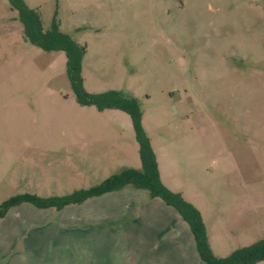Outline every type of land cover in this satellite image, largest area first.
Returning a JSON list of instances; mask_svg holds the SVG:
<instances>
[{
    "label": "rangeland",
    "instance_id": "374dc122",
    "mask_svg": "<svg viewBox=\"0 0 264 264\" xmlns=\"http://www.w3.org/2000/svg\"><path fill=\"white\" fill-rule=\"evenodd\" d=\"M22 1L43 30L54 20L84 44L85 92L136 99L159 179L198 210L213 255L264 236V0ZM139 165L129 116L77 103L63 51L25 41L16 10L0 0V202L23 192L66 194ZM69 205L82 218L117 221L73 220L56 234L111 227L117 247L67 259L59 242L38 264H200L186 223L144 189L127 185ZM23 208L42 209L9 208L0 235L13 233Z\"/></svg>",
    "mask_w": 264,
    "mask_h": 264
},
{
    "label": "trees",
    "instance_id": "16d2710c",
    "mask_svg": "<svg viewBox=\"0 0 264 264\" xmlns=\"http://www.w3.org/2000/svg\"><path fill=\"white\" fill-rule=\"evenodd\" d=\"M7 1L10 7L16 10L17 20L21 25V36L25 41L43 50L63 51L65 74L77 103L92 104L98 110L115 108L129 116L137 142L140 165L138 168L122 167L94 185L78 188L62 195L43 197L28 192L10 195L0 202V217L8 208L22 202H28L36 208L59 209L64 205L79 203L87 198L119 190L129 185L136 189L146 190L149 198L158 197L165 205L171 206L176 211L191 233L194 250L200 264H255L263 260L264 236L248 245L237 247L224 256L212 254L198 210L183 199L179 192L167 189L159 179L153 152L140 124L141 111L136 99L129 92L122 90L85 92L80 76V63L85 51L84 44L74 40L68 33L61 32L54 20L50 22L47 29L43 30L37 10L27 7L22 0Z\"/></svg>",
    "mask_w": 264,
    "mask_h": 264
},
{
    "label": "crops",
    "instance_id": "0c3cea01",
    "mask_svg": "<svg viewBox=\"0 0 264 264\" xmlns=\"http://www.w3.org/2000/svg\"><path fill=\"white\" fill-rule=\"evenodd\" d=\"M48 208H42L40 211L33 210L31 208H23L24 212L23 210L22 212L26 215L24 218L17 216L13 217V219H16L12 223V226L15 229L13 233L7 235L5 232H9L11 230H6L0 235V256L7 257L4 264H38L37 258L39 256L53 257V250L54 248L57 249L60 243L64 253L69 252L67 259H69V256H72L69 254L74 252L78 253L80 256L85 254L86 250L94 252L97 251L96 248L102 250L104 247H107L105 249L108 251H105V253L108 254L109 251H112V248L117 247L118 238L116 231H114L111 227L83 230L73 236H66L60 233L56 234V228V232L52 230L56 226H62L64 224L68 225L70 222H73V220L77 221L79 219H81L79 221H82V224L85 226L88 224H112L117 221V214L104 218H82L83 216H79L80 213L76 210L75 206L67 204L59 209L54 208V212L62 215L61 218L59 217V219H55V217L51 216L53 212L48 210ZM8 210L9 208L6 210L4 215L0 217V220L4 219ZM51 223L53 227H47L46 229L43 228ZM22 227H26L27 229L24 230ZM54 235H57L56 239H54ZM66 241H68V244H65ZM87 247L89 249H87ZM82 259H84V257ZM60 262L64 261L60 260ZM60 262L58 264H60ZM46 264H54V262H46ZM65 264H69L68 260H66Z\"/></svg>",
    "mask_w": 264,
    "mask_h": 264
}]
</instances>
